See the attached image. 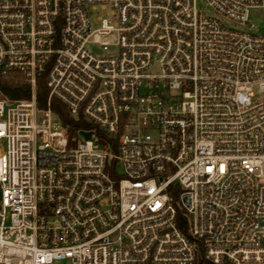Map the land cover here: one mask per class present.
<instances>
[{
    "label": "built area",
    "instance_id": "obj_1",
    "mask_svg": "<svg viewBox=\"0 0 264 264\" xmlns=\"http://www.w3.org/2000/svg\"><path fill=\"white\" fill-rule=\"evenodd\" d=\"M198 1L0 0V264H264V0Z\"/></svg>",
    "mask_w": 264,
    "mask_h": 264
},
{
    "label": "trees",
    "instance_id": "obj_2",
    "mask_svg": "<svg viewBox=\"0 0 264 264\" xmlns=\"http://www.w3.org/2000/svg\"><path fill=\"white\" fill-rule=\"evenodd\" d=\"M4 91L6 92L7 96L10 99L18 100V99H28L29 95L27 94V91H22L21 89H17L11 85L4 86ZM47 97H48V90L45 86L44 78L41 77L37 80V88H36V101H37V107L39 109H45L46 103H47ZM51 109L53 112H55L61 123L64 126L70 127V133L74 134L77 130L86 128L87 126L83 124L81 121H74L72 120L66 113L65 107L57 100L51 101ZM179 226L181 224L179 223ZM209 264V263H205ZM226 264V263H224Z\"/></svg>",
    "mask_w": 264,
    "mask_h": 264
},
{
    "label": "rangeland",
    "instance_id": "obj_3",
    "mask_svg": "<svg viewBox=\"0 0 264 264\" xmlns=\"http://www.w3.org/2000/svg\"><path fill=\"white\" fill-rule=\"evenodd\" d=\"M197 6L199 9L203 10L206 14L208 15L212 14V12L206 7L203 1L199 0ZM249 20H250L251 25L255 27L256 33H261L264 31V11L263 10H252L249 16ZM94 25L97 26L98 24L95 23ZM225 25L230 28H240L239 26H235L234 24L229 23L227 21H225ZM95 51L97 53H100V50L98 49H95ZM117 170L120 172L119 167ZM58 264H64V263H58Z\"/></svg>",
    "mask_w": 264,
    "mask_h": 264
},
{
    "label": "water",
    "instance_id": "obj_4",
    "mask_svg": "<svg viewBox=\"0 0 264 264\" xmlns=\"http://www.w3.org/2000/svg\"><path fill=\"white\" fill-rule=\"evenodd\" d=\"M86 137H88V134H85Z\"/></svg>",
    "mask_w": 264,
    "mask_h": 264
}]
</instances>
